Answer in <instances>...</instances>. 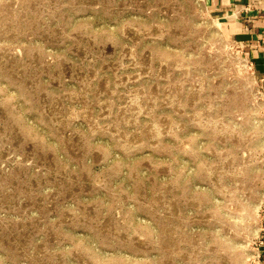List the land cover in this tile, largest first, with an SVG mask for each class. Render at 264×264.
Instances as JSON below:
<instances>
[{"label": "rangeland", "instance_id": "rangeland-1", "mask_svg": "<svg viewBox=\"0 0 264 264\" xmlns=\"http://www.w3.org/2000/svg\"><path fill=\"white\" fill-rule=\"evenodd\" d=\"M264 91L206 0H0V264H257Z\"/></svg>", "mask_w": 264, "mask_h": 264}, {"label": "crops", "instance_id": "crops-1", "mask_svg": "<svg viewBox=\"0 0 264 264\" xmlns=\"http://www.w3.org/2000/svg\"><path fill=\"white\" fill-rule=\"evenodd\" d=\"M210 14L240 44L264 91V0H206ZM257 264H264V210Z\"/></svg>", "mask_w": 264, "mask_h": 264}]
</instances>
